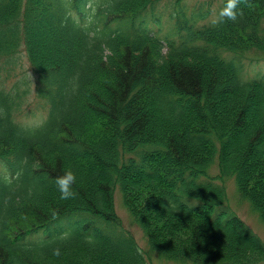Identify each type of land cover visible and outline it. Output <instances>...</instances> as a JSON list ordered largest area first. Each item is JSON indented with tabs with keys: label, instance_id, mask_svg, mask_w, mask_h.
Wrapping results in <instances>:
<instances>
[{
	"label": "trees",
	"instance_id": "obj_1",
	"mask_svg": "<svg viewBox=\"0 0 264 264\" xmlns=\"http://www.w3.org/2000/svg\"><path fill=\"white\" fill-rule=\"evenodd\" d=\"M150 1L126 0L115 13L133 15ZM1 5L0 164L25 178L24 185L0 179V264H144L134 240L106 234L35 249L16 244L71 210L115 219V186L149 257L263 263L264 240L215 208L227 201L225 182L233 178L264 223V81L243 82L218 57L220 50L264 55V0L237 7L191 51L167 53L135 34L90 36L60 16L54 21L46 7L24 15L17 0ZM22 42L25 67L14 55ZM22 83L49 100L50 119L38 128L20 124L29 95ZM258 147L262 157L251 165ZM25 185L33 189L24 192Z\"/></svg>",
	"mask_w": 264,
	"mask_h": 264
},
{
	"label": "rangeland",
	"instance_id": "obj_2",
	"mask_svg": "<svg viewBox=\"0 0 264 264\" xmlns=\"http://www.w3.org/2000/svg\"><path fill=\"white\" fill-rule=\"evenodd\" d=\"M252 115H249V121L252 119ZM250 124V123H249ZM156 130L160 132V128L156 127ZM262 156L260 155V148L258 147L256 149V152L253 154L252 157L249 158V164L254 165ZM228 187V200L232 208L242 217L244 220L261 236L264 237V225L259 221L256 213L252 211L248 205V203L245 200H242L238 197L237 192L235 190V187L233 186V183L230 181L227 184ZM120 201H121V197ZM116 209V204H115ZM123 218L125 219L126 216L123 212H121ZM124 226L131 231L138 242L143 245L144 239L141 236L140 231L136 226H134L132 223H129L127 220L125 221Z\"/></svg>",
	"mask_w": 264,
	"mask_h": 264
}]
</instances>
